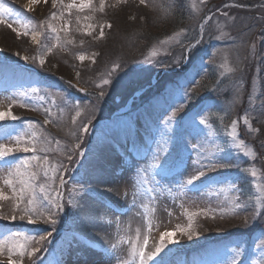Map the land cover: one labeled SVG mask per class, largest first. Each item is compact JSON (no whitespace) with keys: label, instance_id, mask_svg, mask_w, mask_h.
<instances>
[{"label":"rangeland","instance_id":"1","mask_svg":"<svg viewBox=\"0 0 264 264\" xmlns=\"http://www.w3.org/2000/svg\"><path fill=\"white\" fill-rule=\"evenodd\" d=\"M0 264H264V0H0Z\"/></svg>","mask_w":264,"mask_h":264},{"label":"bare ground","instance_id":"2","mask_svg":"<svg viewBox=\"0 0 264 264\" xmlns=\"http://www.w3.org/2000/svg\"><path fill=\"white\" fill-rule=\"evenodd\" d=\"M102 146L100 142H95L90 148V156H88V159L86 161L85 167L89 168V171L92 172V175L95 177L96 184H100L103 181H105L106 177H110V174L108 173V160L111 159V161H114L115 158L112 156L110 157L111 154H109V150L107 147L104 148H98ZM103 165L102 171L99 172L100 167ZM104 165H106V168H104ZM102 186V185H99ZM100 193V192H99ZM102 194V193H100ZM81 208V214L80 218H82L83 221H90L91 225H93L94 228H96V224H94V221H98L99 218L104 217V215L108 214V210L106 209L105 206L98 205V203L91 204L90 200H85L82 205L80 206ZM107 213V214H106ZM84 217V219H83Z\"/></svg>","mask_w":264,"mask_h":264},{"label":"trees","instance_id":"3","mask_svg":"<svg viewBox=\"0 0 264 264\" xmlns=\"http://www.w3.org/2000/svg\"><path fill=\"white\" fill-rule=\"evenodd\" d=\"M183 13V12H182ZM181 19H183V16H182V18ZM183 21H184V19H183Z\"/></svg>","mask_w":264,"mask_h":264}]
</instances>
